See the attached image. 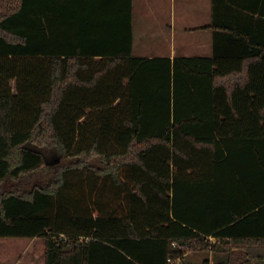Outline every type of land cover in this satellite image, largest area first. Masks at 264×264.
I'll list each match as a JSON object with an SVG mask.
<instances>
[{"label":"trees","instance_id":"1","mask_svg":"<svg viewBox=\"0 0 264 264\" xmlns=\"http://www.w3.org/2000/svg\"><path fill=\"white\" fill-rule=\"evenodd\" d=\"M131 2L0 0V237L45 238V264H264V198L222 229L178 201L246 116L264 175V0H213L212 55L173 59L134 55Z\"/></svg>","mask_w":264,"mask_h":264},{"label":"crops","instance_id":"2","mask_svg":"<svg viewBox=\"0 0 264 264\" xmlns=\"http://www.w3.org/2000/svg\"><path fill=\"white\" fill-rule=\"evenodd\" d=\"M124 2V0H123ZM133 53L143 58L175 56H211L213 53V30L201 28L212 22L213 0H132ZM114 7L122 11L125 4L114 0ZM147 16V17H146ZM164 17H167L165 20ZM145 18L155 20L145 24ZM137 43L138 53L136 52ZM220 80H228L226 77ZM253 95V94H251ZM207 113L210 107L200 109ZM198 110V111H200ZM221 112H231L226 106ZM240 112L252 113L253 108L243 105ZM253 114V113H252ZM248 115V114H247ZM241 132L228 139L227 145L222 146V158L218 174L212 172L210 183L195 184L192 176L200 175L199 167L188 169L187 176H182L187 183L178 182V201L185 204V198L193 191V195L202 192V199L196 201L197 209H202V219L207 226L219 224V229L226 227L234 219H242L260 209L261 199L264 198V175L260 169V141L254 136L253 129L258 123L253 117L246 116L241 123ZM232 137V134L229 135ZM191 149V148H189ZM192 157H214L213 149H197ZM175 167V166H174ZM182 181V182H183ZM186 184V186H184ZM194 197L187 198L191 208L195 203ZM187 203V204H188ZM257 221V219H254ZM258 222V221H257ZM213 240L215 237L209 236ZM35 239V238H33ZM252 239V238H248ZM213 252H209L210 263ZM217 253V252H216ZM224 258L223 253H218ZM207 259V258H206ZM186 261V256H185ZM45 263V262H44Z\"/></svg>","mask_w":264,"mask_h":264},{"label":"rangeland","instance_id":"3","mask_svg":"<svg viewBox=\"0 0 264 264\" xmlns=\"http://www.w3.org/2000/svg\"><path fill=\"white\" fill-rule=\"evenodd\" d=\"M144 20L146 25L155 22L154 19L145 18ZM137 46L135 42L136 52L138 53ZM11 85L13 92H17V80H12ZM211 251V249L202 250L201 246L198 245L197 248L187 252L185 264H201L208 258ZM212 255L215 262L222 259L216 252H213ZM44 262L45 238L0 237V264H45Z\"/></svg>","mask_w":264,"mask_h":264},{"label":"built area","instance_id":"4","mask_svg":"<svg viewBox=\"0 0 264 264\" xmlns=\"http://www.w3.org/2000/svg\"><path fill=\"white\" fill-rule=\"evenodd\" d=\"M173 245H176V243L174 242ZM171 262H173L174 264H183L182 263V258H178V259H172Z\"/></svg>","mask_w":264,"mask_h":264},{"label":"water","instance_id":"5","mask_svg":"<svg viewBox=\"0 0 264 264\" xmlns=\"http://www.w3.org/2000/svg\"><path fill=\"white\" fill-rule=\"evenodd\" d=\"M27 146H29L30 148H34V149L36 148L35 145H30V144H29V145H27ZM37 148H38V147H37ZM39 149L42 150L43 148H39ZM45 152H46L47 154H49V153H51V150H47V151H45Z\"/></svg>","mask_w":264,"mask_h":264}]
</instances>
